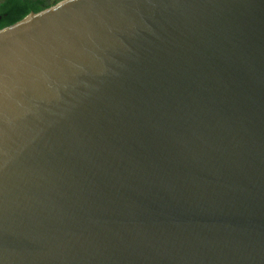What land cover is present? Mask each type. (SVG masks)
I'll list each match as a JSON object with an SVG mask.
<instances>
[{
    "label": "water",
    "instance_id": "95a60500",
    "mask_svg": "<svg viewBox=\"0 0 264 264\" xmlns=\"http://www.w3.org/2000/svg\"><path fill=\"white\" fill-rule=\"evenodd\" d=\"M0 264H264V0L0 30Z\"/></svg>",
    "mask_w": 264,
    "mask_h": 264
},
{
    "label": "trees",
    "instance_id": "16d2710c",
    "mask_svg": "<svg viewBox=\"0 0 264 264\" xmlns=\"http://www.w3.org/2000/svg\"><path fill=\"white\" fill-rule=\"evenodd\" d=\"M64 0H0V30L12 26L31 13H40Z\"/></svg>",
    "mask_w": 264,
    "mask_h": 264
}]
</instances>
